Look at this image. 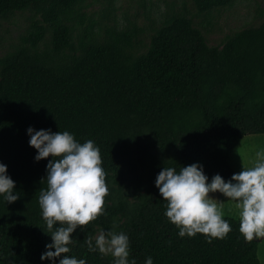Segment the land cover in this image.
<instances>
[{"label":"trees","instance_id":"1","mask_svg":"<svg viewBox=\"0 0 264 264\" xmlns=\"http://www.w3.org/2000/svg\"><path fill=\"white\" fill-rule=\"evenodd\" d=\"M81 0H0V17L36 6L23 46L0 60V162L7 165L19 198L0 196V264H52L41 260L52 242L38 203L46 188L51 157L36 161L27 129L68 130L77 141L100 148L108 194L104 214L72 233L71 251L87 264H112L113 257L91 252L84 242L96 229L123 231L130 257L144 264H262L258 241L246 242L239 220L211 243L204 234L180 237L164 215L155 180L164 166L203 165L209 178L226 181L236 171L231 155L241 141L264 134V23L229 36L221 49L210 47L186 16H179L153 36L146 55L128 53V33L115 41L82 47V54L58 65L32 54L52 29V50L76 51L66 14ZM232 0H194L199 13ZM129 165L136 185L133 201L122 188ZM133 172V173H132ZM54 251V249H53Z\"/></svg>","mask_w":264,"mask_h":264},{"label":"clouds","instance_id":"2","mask_svg":"<svg viewBox=\"0 0 264 264\" xmlns=\"http://www.w3.org/2000/svg\"><path fill=\"white\" fill-rule=\"evenodd\" d=\"M30 146L37 149L35 159L51 157L46 167V188L38 195L41 216L51 235L41 260H51L71 251L72 233L79 226H87L104 214L108 187L102 167L100 148L91 139L81 143L68 130L53 132L51 129H27ZM242 157L240 147L237 149ZM163 200L164 215L178 228L180 237L204 234L211 243L213 238L223 239L230 231L224 219L225 204L228 212L233 208L239 219V231L246 242L264 238V148L255 152L252 166H244L227 181L215 174L211 181L202 164L164 166L155 180ZM15 181L8 175L7 165L0 162V196L7 203L15 202L19 193L14 192ZM222 193L227 202L210 196ZM84 242L89 251L111 254L112 264H136L130 257V238L127 233L111 229L101 230L94 238L87 235ZM54 249V251H53ZM58 264H87L86 259L63 255ZM144 264H154L148 256Z\"/></svg>","mask_w":264,"mask_h":264},{"label":"rangeland","instance_id":"3","mask_svg":"<svg viewBox=\"0 0 264 264\" xmlns=\"http://www.w3.org/2000/svg\"><path fill=\"white\" fill-rule=\"evenodd\" d=\"M179 16L190 18L207 44L221 49L229 36L264 23V0H232L226 6L204 13L198 12L194 0H81L65 17L76 51L54 52L52 29L48 25H45L47 33L44 40L37 47L28 46V49L32 54L46 53L49 64L58 65L82 54L83 46L113 42L116 37L128 33L131 36L128 53L140 57L149 52L155 33ZM34 21L43 23L36 6L0 17V60L23 46L22 38L27 35ZM239 147L242 157L237 151ZM259 148H264V134L247 136L239 143L231 155V164L236 173L242 170L243 164L252 166ZM139 168L129 165L122 188L114 186L130 202L133 201L136 181L129 169L137 172ZM209 195L221 202L228 200L219 192ZM224 211V217L238 219L234 208L231 213L228 212L227 204ZM101 230L98 227L95 236ZM258 244V258L264 264V238Z\"/></svg>","mask_w":264,"mask_h":264}]
</instances>
